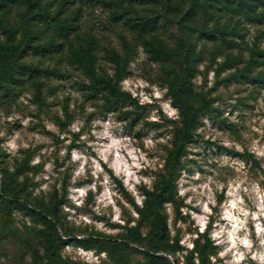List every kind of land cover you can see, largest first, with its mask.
<instances>
[{
	"label": "rangeland",
	"instance_id": "1",
	"mask_svg": "<svg viewBox=\"0 0 264 264\" xmlns=\"http://www.w3.org/2000/svg\"><path fill=\"white\" fill-rule=\"evenodd\" d=\"M0 192V264H264V0H0Z\"/></svg>",
	"mask_w": 264,
	"mask_h": 264
},
{
	"label": "trees",
	"instance_id": "2",
	"mask_svg": "<svg viewBox=\"0 0 264 264\" xmlns=\"http://www.w3.org/2000/svg\"><path fill=\"white\" fill-rule=\"evenodd\" d=\"M9 70V67H6ZM188 76V75H187ZM187 76L182 78L181 82L174 88L171 89L173 105L181 110L182 116L184 118V130L179 134L180 143L178 144L175 153L173 154L172 169L174 170L181 162V158L184 155L186 145L191 141L192 129L195 127L196 123L193 116H189L188 107L183 101V94L186 90ZM106 82L110 83L111 79L108 78ZM172 189V183L170 178H165L158 190V192H147L146 206L150 212L159 215V205L163 204L167 199L168 195ZM1 194V192H0ZM63 202V198H58L56 196L55 211L58 210L59 205ZM43 219H48V215L42 211H39ZM57 220L54 219L52 225L56 226ZM166 222L161 219L162 231L166 228ZM98 238V237H96ZM113 239V238H109ZM148 253L154 254L157 249L150 248L147 250Z\"/></svg>",
	"mask_w": 264,
	"mask_h": 264
}]
</instances>
